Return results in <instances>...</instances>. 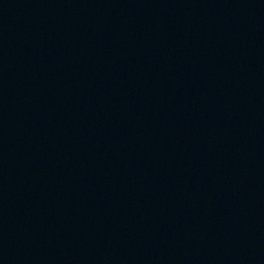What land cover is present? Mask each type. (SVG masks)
<instances>
[{"label": "water", "instance_id": "95a60500", "mask_svg": "<svg viewBox=\"0 0 264 264\" xmlns=\"http://www.w3.org/2000/svg\"><path fill=\"white\" fill-rule=\"evenodd\" d=\"M51 264H264V0H35Z\"/></svg>", "mask_w": 264, "mask_h": 264}]
</instances>
